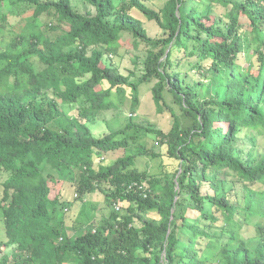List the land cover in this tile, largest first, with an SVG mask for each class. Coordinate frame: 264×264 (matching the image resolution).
I'll return each instance as SVG.
<instances>
[{
	"label": "trees",
	"instance_id": "1",
	"mask_svg": "<svg viewBox=\"0 0 264 264\" xmlns=\"http://www.w3.org/2000/svg\"><path fill=\"white\" fill-rule=\"evenodd\" d=\"M81 1L91 10L71 0H0L10 34L0 41V264H216L215 256L264 264V0ZM19 4L24 24L20 13L5 23L2 8ZM121 40L146 46L139 75L137 56L126 74L110 62ZM192 70L208 81L204 95L203 81L185 79ZM151 82L156 111L172 118L168 130L130 116L94 133L98 116L118 108L112 97L129 94L135 112L141 84ZM140 156L157 168L139 169ZM94 192L103 195L100 219L82 213L86 221L68 232L64 209Z\"/></svg>",
	"mask_w": 264,
	"mask_h": 264
},
{
	"label": "rangeland",
	"instance_id": "2",
	"mask_svg": "<svg viewBox=\"0 0 264 264\" xmlns=\"http://www.w3.org/2000/svg\"><path fill=\"white\" fill-rule=\"evenodd\" d=\"M117 1V0H116ZM71 5L73 6V8H75L76 10L80 11L81 13H85L87 11V9L91 8H87L85 6V4L81 1V0H71ZM196 5V3H194L192 0H188L186 1L184 7H190V6H194ZM24 6L22 4H19L18 6H12V5H8L7 7H3L2 8V13L1 14H5L7 15V20L5 21V23L7 21H9V23H13V25H15V21L16 18L15 16L11 15V13H20V17L21 18H26L29 16V14L23 10ZM133 15L138 18V19H142V22L144 23V25L148 28L149 33L152 35H158L160 33L159 28L150 21L147 20H143L142 15L138 12L133 10L132 11ZM9 15V16H8ZM41 20L39 21H45L46 19H44V16H41L40 18ZM111 19V18H109ZM24 24V20H20L18 22V26L21 27ZM1 29V34H0V41L2 43L3 39L8 40L10 34L7 32L6 28L3 29V27L0 26ZM123 34V40H125L126 42H132V36L130 33L128 32H124ZM125 41L121 40V43L119 45V49H118V54L117 55H113V56H108V58H110V62L113 63L114 65H118L119 69L122 71V73L126 74L127 70L129 68H134L133 63L131 62V59L134 58V56H137L139 58V61L136 65V74H140L141 68H142V62L144 60V57L146 55V46L144 44H140L139 47L137 49H133L131 48L130 45H128V43H126ZM1 50V48H0ZM109 61V59H108ZM186 63L185 61L183 62V64ZM0 66H2V63H0ZM189 75L185 76V79L187 80V82L191 83V82H195L197 80H201L203 81L202 85H197L196 87V91L198 94L200 95H204L205 93V88L208 85V81L207 80H202L198 74L196 73L195 70L192 71H188ZM152 86V82L151 83H143L140 86V92H139V104L138 107L136 108L135 112H132L131 109V102L129 99V94H126V98L123 101H120L118 97L114 96L112 97L113 100L115 101V103L118 105L117 109H111L109 111H106L102 114H100L98 116V121L95 122V124H97L95 127L97 130H94V133L96 135H102L108 132L109 128H120L122 127L126 121H128V117H134V122L135 123H139V124H143L149 127L152 126H157V127H161L164 131L168 130V128L171 125L172 122V118L169 115V113L167 111L165 112H157L155 109V105L153 103L152 97H151V92H150V88ZM168 103L171 104L174 109L176 110L177 116L179 118V121L182 125H186L187 123L190 122V118L184 116L183 114H181V111L179 110V108L172 102V99L167 97ZM64 112L67 115L70 114H75V109L73 110L72 107L70 106H64L63 107ZM140 142H142L143 144H145V146L147 148H155L156 150L157 145L155 144V141L149 137H147L146 135L142 136L140 139ZM257 144H258V152H262L264 150V135H258L257 138ZM122 152L121 149H119L117 152H110V156L107 157L104 161L105 163L113 161V159L120 155ZM130 153L134 152V147H132V149L129 151ZM128 152V153H129ZM136 164L137 167L139 169H149V170H153L157 168V163H154L153 160L151 159V157L149 156H140L138 158H136ZM0 178L1 177V173H0ZM70 184L69 183H65L63 189H64V197L68 196L70 193ZM74 204L73 206H71L69 209H64V218H65V223L67 224L68 228H73L76 225H78V221L81 222H85V217H83V215H81L82 213H85V216L89 219L92 220L94 218V221H98L101 217L102 211L104 210V202H103V195L100 192H94L91 195L87 196V201H85V205L84 206H80L81 202H79L80 199H76L74 198ZM76 201V202H75ZM81 208V209H80ZM95 208V209H94ZM80 209V211H79ZM77 220V222H75ZM68 232L72 233V230L70 229ZM75 234H79V232H76ZM6 240V235H5V228H4V223H3V215H2V210L0 209V242H3ZM11 248H6L4 249L3 253H10ZM213 263H218L219 258L217 256H215Z\"/></svg>",
	"mask_w": 264,
	"mask_h": 264
},
{
	"label": "clouds",
	"instance_id": "3",
	"mask_svg": "<svg viewBox=\"0 0 264 264\" xmlns=\"http://www.w3.org/2000/svg\"><path fill=\"white\" fill-rule=\"evenodd\" d=\"M21 19H23V18H21ZM3 65V64H2ZM2 66H0V68H1ZM67 210V209H66Z\"/></svg>",
	"mask_w": 264,
	"mask_h": 264
}]
</instances>
